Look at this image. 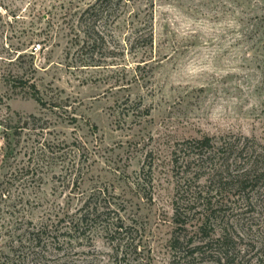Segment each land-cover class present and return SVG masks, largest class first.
<instances>
[{
  "label": "rangeland",
  "instance_id": "rangeland-1",
  "mask_svg": "<svg viewBox=\"0 0 264 264\" xmlns=\"http://www.w3.org/2000/svg\"><path fill=\"white\" fill-rule=\"evenodd\" d=\"M96 1L0 0V264H174L176 144L264 142V0Z\"/></svg>",
  "mask_w": 264,
  "mask_h": 264
},
{
  "label": "trees",
  "instance_id": "trees-1",
  "mask_svg": "<svg viewBox=\"0 0 264 264\" xmlns=\"http://www.w3.org/2000/svg\"><path fill=\"white\" fill-rule=\"evenodd\" d=\"M112 1L97 0L84 11L82 20L96 24ZM93 41V47L99 45ZM171 163L176 179L170 244L173 263L250 264L235 254L238 238L243 240L236 228L263 199L264 142L231 133L205 135L178 142ZM74 227L75 232L81 229L79 222ZM116 231L122 233L124 223H116ZM260 262L264 264V256Z\"/></svg>",
  "mask_w": 264,
  "mask_h": 264
},
{
  "label": "built area",
  "instance_id": "built-area-1",
  "mask_svg": "<svg viewBox=\"0 0 264 264\" xmlns=\"http://www.w3.org/2000/svg\"><path fill=\"white\" fill-rule=\"evenodd\" d=\"M0 133H1V130H0Z\"/></svg>",
  "mask_w": 264,
  "mask_h": 264
}]
</instances>
